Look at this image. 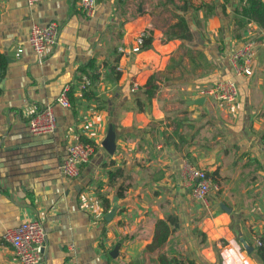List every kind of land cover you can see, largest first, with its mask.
Instances as JSON below:
<instances>
[{
  "label": "crops",
  "instance_id": "0c3cea01",
  "mask_svg": "<svg viewBox=\"0 0 264 264\" xmlns=\"http://www.w3.org/2000/svg\"><path fill=\"white\" fill-rule=\"evenodd\" d=\"M190 1L95 0L87 16L77 0H0V264H18L2 233L24 220L44 229L41 264H155L157 252L143 251L167 217L176 224L158 252L167 260L223 264L225 249L224 258L262 264L254 251L264 239V27L249 21L237 30V0ZM180 18L187 32L175 28ZM48 21L59 25L57 40L37 62L29 26ZM140 31L148 48L122 54ZM246 37L255 41L251 74L235 75L228 53ZM89 61L98 80L82 97L78 69ZM221 78L236 84L232 106L204 95ZM66 84L69 107L60 108L54 100ZM46 105L54 131L31 136L26 122ZM108 126L111 155L100 146ZM81 141L93 154L64 179L65 147ZM184 165L214 176L205 206L184 185ZM114 169L122 177L109 183Z\"/></svg>",
  "mask_w": 264,
  "mask_h": 264
},
{
  "label": "built area",
  "instance_id": "2783aa9c",
  "mask_svg": "<svg viewBox=\"0 0 264 264\" xmlns=\"http://www.w3.org/2000/svg\"><path fill=\"white\" fill-rule=\"evenodd\" d=\"M45 0H25L27 6H34ZM77 6L87 16H91L95 8V0H77ZM59 25L55 21H48L45 24L31 22L27 35V43L35 54L37 62L44 58L48 49L57 40ZM145 36L144 31L137 33L129 51L119 48L122 54L138 52ZM20 48L17 49L18 54ZM255 57V41L253 38H244L238 48L228 53V62L235 75L251 74L252 61ZM89 85V78L86 74L79 75V89L82 90ZM70 84L64 85L54 100V105L60 108H68V91ZM204 95L211 100L232 106L237 100V87L231 78L216 79L204 91ZM55 128L53 105H46L39 112L31 116L26 122L27 133L31 136L50 135ZM94 151V146L88 143L74 142L65 147V155L57 167L59 176L64 179L76 178L80 168L87 164ZM264 154V143L262 145ZM184 185L189 188L193 200L205 206L207 196L212 188H215L203 170L184 165L182 169ZM3 241L11 248L18 264H41L43 250L46 244V235L42 225L35 220H24L14 228H8L2 233ZM264 241V239H263ZM260 241L257 242V246ZM223 253L231 254L230 250L223 249L220 256L223 264H242L237 259V253L229 258H224ZM233 254V253H232ZM239 260V261H238Z\"/></svg>",
  "mask_w": 264,
  "mask_h": 264
},
{
  "label": "trees",
  "instance_id": "16d2710c",
  "mask_svg": "<svg viewBox=\"0 0 264 264\" xmlns=\"http://www.w3.org/2000/svg\"><path fill=\"white\" fill-rule=\"evenodd\" d=\"M188 1L191 3L190 0ZM221 1L223 2V4L226 2V0H221ZM237 1L238 3L233 8L234 15L232 17L235 23L234 24L235 28L237 30L241 29L243 27V24L249 21H253L257 23L259 26L264 27V2H262L261 0H237ZM210 2H212V0H210ZM210 2L202 3V6H208ZM175 28H178V29H181V31L187 32L186 24L184 23L182 18H180L175 23ZM179 35H184V34L182 33ZM235 35H237V33ZM149 44H150V37L148 35L144 36L142 44H141V49L148 48ZM4 65H5V61H4L3 55L0 54V69H3ZM78 70H79L80 75L86 74L89 78V85L81 90V96L84 97L85 95H87V93L91 95L92 89L88 87L95 84L98 80V74L95 71V68L93 66V61H89L85 65L80 66ZM153 90L154 88L151 85L147 89H143V93L147 101H149L150 98L152 97ZM80 143L91 144L85 141H81ZM122 173L123 171L121 169H114V170L109 171L107 173L108 182L110 183L112 181L119 179L120 177H122ZM210 179H211V182H213L214 176L210 177ZM127 187H128V184L126 185L121 184L116 189V193H115L116 197L117 198L122 197ZM96 195L98 199L104 200L103 197H101L98 192H96ZM175 227H176V224H175L174 218L167 217L165 218L164 221H159L155 225L152 242L145 248V250L143 251V255L150 254L156 251L157 255L155 259L156 260L155 264H179L177 261L167 260L162 253H158L159 251H161V248L165 244L169 233L173 231ZM254 255L259 259V261L262 264H264V241L260 242V245L255 248Z\"/></svg>",
  "mask_w": 264,
  "mask_h": 264
},
{
  "label": "water",
  "instance_id": "95a60500",
  "mask_svg": "<svg viewBox=\"0 0 264 264\" xmlns=\"http://www.w3.org/2000/svg\"><path fill=\"white\" fill-rule=\"evenodd\" d=\"M200 102V100H195L193 102V104H198ZM101 148L109 155H111L114 151L115 145H114V133L112 131L111 126H108L106 134L103 138V140L101 141L100 144ZM115 199L113 198V207L111 208V210L107 213V215L105 216V220L109 221L111 219V217L113 216L115 210H116V206L114 203ZM242 247L245 251L246 254H248L251 251L250 247H247L246 245L242 244ZM116 251V248L113 249V252Z\"/></svg>",
  "mask_w": 264,
  "mask_h": 264
},
{
  "label": "rangeland",
  "instance_id": "374dc122",
  "mask_svg": "<svg viewBox=\"0 0 264 264\" xmlns=\"http://www.w3.org/2000/svg\"><path fill=\"white\" fill-rule=\"evenodd\" d=\"M187 166H189V165H187Z\"/></svg>",
  "mask_w": 264,
  "mask_h": 264
}]
</instances>
